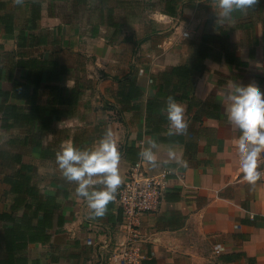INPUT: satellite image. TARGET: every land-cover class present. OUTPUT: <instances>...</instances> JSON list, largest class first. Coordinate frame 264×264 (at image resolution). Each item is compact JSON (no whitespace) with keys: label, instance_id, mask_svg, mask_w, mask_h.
<instances>
[{"label":"crops","instance_id":"obj_1","mask_svg":"<svg viewBox=\"0 0 264 264\" xmlns=\"http://www.w3.org/2000/svg\"><path fill=\"white\" fill-rule=\"evenodd\" d=\"M219 12L216 0H0V264H121L119 191L149 139L160 166L145 171L172 174L142 217L144 264H264V176L243 181L226 114L230 83L264 91V0ZM168 96L184 135L166 134ZM108 129L122 184L92 218L55 154ZM169 148L186 167L163 163Z\"/></svg>","mask_w":264,"mask_h":264},{"label":"clouds","instance_id":"obj_2","mask_svg":"<svg viewBox=\"0 0 264 264\" xmlns=\"http://www.w3.org/2000/svg\"><path fill=\"white\" fill-rule=\"evenodd\" d=\"M14 3L22 5L24 0H14ZM258 3L259 0H216L220 9L219 15L214 13L216 23L231 19L234 12L247 13ZM228 87L234 90L226 96L227 121L233 129L240 132L238 140L234 142L238 148L240 170L243 181L254 188L264 176V172L259 170L260 157L264 153V91L254 82L246 86L230 83ZM160 111L162 115L166 112L168 136L187 133L185 108L173 96L167 97L165 108ZM159 147L155 139H149L147 147L138 153L140 161L153 168L159 167ZM167 156L164 164L176 162L187 166L186 162L177 158L174 149L169 148ZM120 159L111 129L104 132L90 149L81 150L67 141L61 144L60 150L55 154V162L62 178L76 185L75 195L86 201L92 218L104 217L108 204L115 200V194L122 184L119 174Z\"/></svg>","mask_w":264,"mask_h":264},{"label":"built area","instance_id":"obj_3","mask_svg":"<svg viewBox=\"0 0 264 264\" xmlns=\"http://www.w3.org/2000/svg\"><path fill=\"white\" fill-rule=\"evenodd\" d=\"M186 34V35H184ZM189 38L190 32L183 33ZM170 169H163L159 174H148L140 160L132 164L127 179L119 191V205L123 213V238L112 260L121 264H144V235L141 229L142 217L156 213L164 200L168 187ZM223 248H217L220 253Z\"/></svg>","mask_w":264,"mask_h":264},{"label":"trees","instance_id":"obj_4","mask_svg":"<svg viewBox=\"0 0 264 264\" xmlns=\"http://www.w3.org/2000/svg\"><path fill=\"white\" fill-rule=\"evenodd\" d=\"M79 1H85V0H79Z\"/></svg>","mask_w":264,"mask_h":264}]
</instances>
